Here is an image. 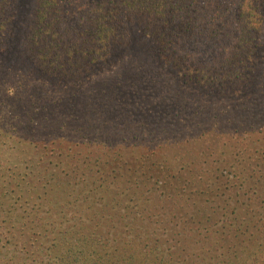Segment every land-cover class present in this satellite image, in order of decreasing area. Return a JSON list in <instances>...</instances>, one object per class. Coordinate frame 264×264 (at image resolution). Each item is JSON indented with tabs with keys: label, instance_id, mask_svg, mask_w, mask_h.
<instances>
[{
	"label": "trees",
	"instance_id": "trees-1",
	"mask_svg": "<svg viewBox=\"0 0 264 264\" xmlns=\"http://www.w3.org/2000/svg\"><path fill=\"white\" fill-rule=\"evenodd\" d=\"M14 15L0 264H264V0H36L21 50Z\"/></svg>",
	"mask_w": 264,
	"mask_h": 264
},
{
	"label": "rangeland",
	"instance_id": "rangeland-1",
	"mask_svg": "<svg viewBox=\"0 0 264 264\" xmlns=\"http://www.w3.org/2000/svg\"><path fill=\"white\" fill-rule=\"evenodd\" d=\"M36 0H14V9L15 15L13 20V44L14 49L21 50V46L23 40L26 35L27 28L31 22L33 9ZM263 42H264V22H263ZM126 51L120 52L118 55L114 57V64L117 66V70L113 73L118 75L126 74L139 71L141 65L144 66L146 70L145 77L150 79L151 82V63L149 61L143 62L144 57L147 55L146 52V40L140 33L138 27L136 25H131L129 28V35L126 43ZM116 59V60H115ZM151 61V59H150ZM159 66V65H158ZM160 71V70H159ZM141 72V71H140ZM108 72L102 74L99 78V83H103L107 80V76H111L112 74H107ZM125 74V75H126ZM165 77H167L165 75Z\"/></svg>",
	"mask_w": 264,
	"mask_h": 264
}]
</instances>
